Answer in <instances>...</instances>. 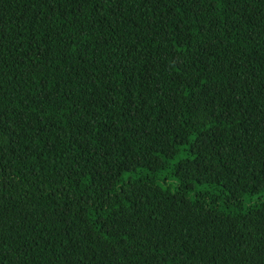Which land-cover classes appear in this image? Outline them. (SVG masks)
I'll list each match as a JSON object with an SVG mask.
<instances>
[{
    "label": "trees",
    "instance_id": "trees-1",
    "mask_svg": "<svg viewBox=\"0 0 264 264\" xmlns=\"http://www.w3.org/2000/svg\"><path fill=\"white\" fill-rule=\"evenodd\" d=\"M0 264H264V0H0Z\"/></svg>",
    "mask_w": 264,
    "mask_h": 264
}]
</instances>
